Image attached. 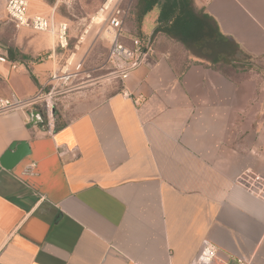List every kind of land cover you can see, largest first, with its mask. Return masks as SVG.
<instances>
[{
	"label": "crops",
	"instance_id": "1",
	"mask_svg": "<svg viewBox=\"0 0 264 264\" xmlns=\"http://www.w3.org/2000/svg\"><path fill=\"white\" fill-rule=\"evenodd\" d=\"M27 1L30 14L61 3ZM193 3L237 50L212 63L157 32L103 98L85 91L87 71L55 93L50 60L68 49L34 62L45 45L0 0V55L19 64L0 67V98L39 97L0 115V157L13 142L30 148L0 168V264H197L204 242L217 248L211 264H264V195L244 188L264 178V0ZM158 11L144 29H156ZM54 101L73 117L34 123ZM31 163L35 174L23 175Z\"/></svg>",
	"mask_w": 264,
	"mask_h": 264
},
{
	"label": "built area",
	"instance_id": "2",
	"mask_svg": "<svg viewBox=\"0 0 264 264\" xmlns=\"http://www.w3.org/2000/svg\"><path fill=\"white\" fill-rule=\"evenodd\" d=\"M4 2V12L7 18L14 24L16 29L24 28L35 33L50 32L57 38V48L61 50L69 49V25L65 22L55 23L52 15L30 14L29 3L27 0H2ZM124 0H103L97 13L90 19L88 25L84 26L80 31L75 49L83 42V40L92 33L93 25L100 26L104 29L105 35H108V51L105 65L111 69V76L120 81L128 78L130 72L143 62L145 52V42L138 37H127L125 35V27L128 20L129 11L123 7ZM97 20V23H95ZM99 32V31H98ZM96 32L95 35L98 34ZM7 66L11 71L18 69L19 64L10 61L6 56L0 55V67ZM70 64L66 63L60 70L51 73L49 81L52 90L55 93H61L67 89H73L74 81H76L82 73V62H78L71 69H65ZM65 69V70H64ZM123 96L129 97L124 91ZM39 97L23 101L17 97L0 98V115L14 111L25 104H33ZM136 105L140 104V100L134 101ZM51 111V107L47 108ZM41 113V112H40ZM45 114V113H44ZM44 120V116H42ZM45 122V121H44ZM36 165L29 164L23 171V175H34ZM248 193L255 196H261L264 189V178L255 175L250 182L244 187ZM217 248L215 245L204 242L200 253L197 257V264H211L216 258Z\"/></svg>",
	"mask_w": 264,
	"mask_h": 264
},
{
	"label": "rangeland",
	"instance_id": "3",
	"mask_svg": "<svg viewBox=\"0 0 264 264\" xmlns=\"http://www.w3.org/2000/svg\"><path fill=\"white\" fill-rule=\"evenodd\" d=\"M61 3L57 6L56 10L48 9L47 12L33 10L31 13H39L46 16L52 15L55 23L67 22L69 25V49L63 55V51L60 48H57V38L54 34L50 32L45 33H34L28 31L30 36L37 38V40L45 45L42 50L32 51L33 58L32 60L36 63L47 61L53 50L56 51V54L62 58L59 62L55 60V57H51L53 69L60 70L66 63L70 64L65 69H71L78 62H82V75L79 76V79L85 77L84 72L87 71L90 73V78H83L84 80H91V84L85 91L91 93L93 96L98 95V97H108L111 94L117 92L120 89L121 81L115 79L111 76V69L105 65L108 51V40L105 37L104 29H100V26L93 25L94 28L92 33L88 35L83 42L81 47L75 49L77 39L80 35L82 28L89 24L90 19L95 16L103 0H60ZM65 2L67 4H65ZM137 0H124L123 7L128 10V20L125 27V35L127 37H138L147 44L150 30L144 29V24L139 31L135 23V7ZM97 23V21L95 22ZM99 31V32H98ZM96 32H98L97 35ZM151 46V42L149 47ZM78 52V54H76ZM76 54V55H75ZM54 58V59H53ZM102 67V68H101ZM64 69V70H65ZM100 69V70H99ZM86 73V72H85ZM87 93V95L89 94ZM61 97V96H60ZM58 97V98H60ZM88 97V96H87ZM92 101V100H90ZM51 107V111H47V108ZM44 121H51L52 119L56 120V123L60 121L68 122L72 117V106L67 102H57L54 101V104H47L44 106ZM63 115V118L62 116ZM58 124H56L57 126Z\"/></svg>",
	"mask_w": 264,
	"mask_h": 264
},
{
	"label": "trees",
	"instance_id": "4",
	"mask_svg": "<svg viewBox=\"0 0 264 264\" xmlns=\"http://www.w3.org/2000/svg\"><path fill=\"white\" fill-rule=\"evenodd\" d=\"M158 11L157 32L182 43L194 56L208 62H220L228 49L237 50L219 31L218 25L209 15L195 8L193 0H137L135 23L140 31L145 19Z\"/></svg>",
	"mask_w": 264,
	"mask_h": 264
},
{
	"label": "water",
	"instance_id": "5",
	"mask_svg": "<svg viewBox=\"0 0 264 264\" xmlns=\"http://www.w3.org/2000/svg\"><path fill=\"white\" fill-rule=\"evenodd\" d=\"M154 30L155 29H153L149 35L145 47V52H147L149 48ZM32 121L34 123L44 124V120L41 116L40 111H36L32 113ZM29 155H30V148L27 142H13L4 152V154L0 157V168L6 171H12Z\"/></svg>",
	"mask_w": 264,
	"mask_h": 264
},
{
	"label": "bare ground",
	"instance_id": "6",
	"mask_svg": "<svg viewBox=\"0 0 264 264\" xmlns=\"http://www.w3.org/2000/svg\"><path fill=\"white\" fill-rule=\"evenodd\" d=\"M97 21V20H96ZM105 37H107L106 35H104Z\"/></svg>",
	"mask_w": 264,
	"mask_h": 264
}]
</instances>
